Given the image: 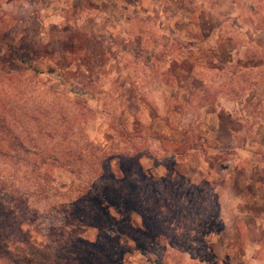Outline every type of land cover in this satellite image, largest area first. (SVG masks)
<instances>
[{
	"label": "rangeland",
	"instance_id": "obj_1",
	"mask_svg": "<svg viewBox=\"0 0 264 264\" xmlns=\"http://www.w3.org/2000/svg\"><path fill=\"white\" fill-rule=\"evenodd\" d=\"M0 179V264H264V0H0Z\"/></svg>",
	"mask_w": 264,
	"mask_h": 264
},
{
	"label": "trees",
	"instance_id": "obj_2",
	"mask_svg": "<svg viewBox=\"0 0 264 264\" xmlns=\"http://www.w3.org/2000/svg\"><path fill=\"white\" fill-rule=\"evenodd\" d=\"M7 179H9L8 177H6V179L5 180H7ZM43 179H46V177H44ZM4 180L3 179H0V184H2V185H4L2 182H3ZM2 187V186H1ZM5 188H7V187H5ZM1 189V188H0ZM2 190V189H1ZM14 195L12 194V193H9V195H8V197L6 196V198H4V199H7V200H9L8 202H10V203H15L16 202V200H14ZM3 201V198H2V196H0V202H2ZM0 211H4L3 213H1L0 214V220H1V223H0V228H3V230H5V226H4V222H7V221H5V219H4V221H2V218H4V213H5V203L4 204H0ZM14 211H15V209H14ZM11 215L12 214H9V217H11ZM7 218H8V216L7 215H5ZM11 222H13V221H11ZM3 230H2V232H3ZM5 236H7V234H6V232L4 233V237ZM14 237H10L9 238V240L10 241H12V240H14L13 239ZM2 239H3V237H2ZM6 246H7V244H5ZM13 245H14V243H13Z\"/></svg>",
	"mask_w": 264,
	"mask_h": 264
}]
</instances>
